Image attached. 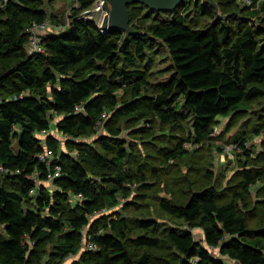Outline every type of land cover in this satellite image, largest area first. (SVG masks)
Returning a JSON list of instances; mask_svg holds the SVG:
<instances>
[{
	"label": "trees",
	"instance_id": "16d2710c",
	"mask_svg": "<svg viewBox=\"0 0 264 264\" xmlns=\"http://www.w3.org/2000/svg\"><path fill=\"white\" fill-rule=\"evenodd\" d=\"M0 1V264H66L65 258L79 251L85 237L98 248L81 252V264H225L191 231L172 229L162 237L158 223L149 218L137 219L136 226L144 231L133 234L127 218L100 223L101 219L90 216L118 204L117 194L126 195L127 186L144 178L141 166L136 173L123 169L128 150L118 139L115 114L144 119L151 113L162 122L177 123L176 96L181 95L190 132L200 141L218 116H228L264 93L258 85L264 83V42L259 38L264 32V0H259V8L244 10L242 20L213 15L202 27L191 26L182 15L144 26L131 10L137 3L129 4L130 24L143 32L127 37L119 28L101 32L94 21L77 18L92 4V0H78L71 7L69 24L59 32L49 28L42 36L44 51L35 54L27 52L26 28L32 21L49 19L42 1ZM233 1L218 4L222 9ZM197 6L210 14L204 4ZM147 30L165 43L173 67V74L156 86L153 95L142 94L144 71L135 67L148 44ZM125 85L133 98L119 101L117 92ZM138 100L144 106L140 111H136ZM54 113L59 115L54 125L71 143L70 149L59 152L56 159L60 174L50 180L53 189L40 181L31 194L36 184L28 175L36 172L45 179L54 166L37 154L45 146L58 153L59 140L50 133ZM98 127L108 131L98 137L99 149L73 141ZM263 131L264 122L257 133ZM39 132L44 134V144L36 135ZM12 139L18 144L16 152ZM183 141L167 149L166 159L185 152ZM241 178L237 197L227 201L221 202L219 191L208 185L192 189L183 203L163 200L160 205L201 227L206 243L218 247L222 255L240 264H264V232L254 233L239 209L251 185L264 179V171L244 169ZM76 194L82 197L71 205L69 195ZM54 234L58 235L54 259H44L40 242ZM163 241L176 250L177 261L154 251Z\"/></svg>",
	"mask_w": 264,
	"mask_h": 264
},
{
	"label": "rangeland",
	"instance_id": "374dc122",
	"mask_svg": "<svg viewBox=\"0 0 264 264\" xmlns=\"http://www.w3.org/2000/svg\"><path fill=\"white\" fill-rule=\"evenodd\" d=\"M41 1L42 7L47 11L48 20L57 25V28L52 29L54 32L62 30L59 25L65 27L69 24L71 7L78 5V0ZM214 1L218 5L219 12L206 0H185L181 8L172 13L157 12L156 14L139 3L133 4L131 10L137 12L139 20H136L144 23V26L158 22L162 18L170 19L182 15L191 26L202 27L213 20V15L215 17L217 15L220 19L229 15L232 21L242 20L244 10L260 7L259 0H234L221 9L218 2L223 0ZM199 4H204L210 14H203L197 6ZM144 36L148 44L143 56L137 59L135 67L144 71L142 94L153 95L157 89L156 86L165 82L173 74V67L165 43L151 35L148 30ZM259 38L264 42V32L259 33ZM120 62L124 64L122 59ZM258 85L264 90V83ZM117 96L119 101L123 99L128 101L133 98L128 85L121 87ZM182 100L181 95L176 96L180 115L177 123L162 122L151 113H148L144 119H137L136 116L127 113H117L113 116L115 125L120 128L118 139L128 150V160L123 169L136 173L141 166L144 178L142 181H134L127 186L126 195L118 193V204L103 207L91 215L90 219L98 218L102 223L111 218H127L134 234L144 231L136 226V220L150 218L158 223V229H160L158 234L163 235L162 237L172 229L182 232L191 231L197 242L206 246L214 256L224 259L225 264H240L237 260L222 255L218 247L208 245L204 240L201 227L191 225L178 215L167 213L161 208L160 203L163 200L183 203L188 199L192 189L196 190L208 185H213L219 191V199L224 202L237 197L240 191L238 183L242 179L241 174L244 169L264 171V131L257 133V129L264 122V93L260 97L247 100L244 108L235 110L228 116H218L212 123L211 132L200 141H197L194 134L190 132L189 115L181 107ZM136 104V111L144 107L139 100ZM109 113L112 114V112ZM58 118L59 115L52 114L50 133L59 140L57 149L59 153L70 149L71 143H68L66 136L56 129L54 122ZM36 135L42 139L44 144L43 132L36 133ZM102 135H108V131L104 127H98L92 132L74 138L73 141L86 142L99 149L97 140ZM182 140H184L185 152L174 159H166L167 149H171ZM242 141L244 146L241 145ZM11 147L15 152L18 150V144L14 139H12ZM70 152L76 154V150L71 149ZM50 182L44 181L49 189H53ZM7 185L11 186L8 183ZM35 191L37 192V189ZM79 200L69 195L67 202L75 205ZM239 209L245 215L247 225L253 229L254 233L264 232V179L251 185L250 192L244 194L240 200ZM0 232L3 233L1 226ZM83 232H86L85 228ZM56 236L58 235H49L40 242V252L43 253L44 259L49 257L54 259V251L57 249ZM173 249L163 241L161 248L154 251L167 256L170 254V260L177 261L178 255ZM84 250L86 249L81 244L77 253L69 254L65 258V263L81 264L80 253Z\"/></svg>",
	"mask_w": 264,
	"mask_h": 264
},
{
	"label": "built area",
	"instance_id": "2783aa9c",
	"mask_svg": "<svg viewBox=\"0 0 264 264\" xmlns=\"http://www.w3.org/2000/svg\"><path fill=\"white\" fill-rule=\"evenodd\" d=\"M1 4V1H0ZM105 9L103 8V0H92L91 6L86 9H83L82 13L77 16V18H82L83 20H91L96 23L101 32L106 29L101 27V21L105 14ZM57 28L56 24L51 23L50 20L45 19L41 22L32 21L28 27L26 28L29 33V40L27 44V52L28 54H35L44 51V47L41 43L42 36L48 31L49 28ZM64 27V25H59V28ZM59 157V153H55L54 150L50 147L45 146L38 154L37 158L43 161L45 164L53 166V170L47 173V177L45 179H40L36 172L29 174V178L32 179L36 185H34L30 189V193H36L37 185L40 181H50L52 178L58 176L60 174V165L56 162V159ZM74 197L80 198L81 194H76ZM82 245L86 250H96L98 248L97 244L92 240L83 238Z\"/></svg>",
	"mask_w": 264,
	"mask_h": 264
},
{
	"label": "water",
	"instance_id": "95a60500",
	"mask_svg": "<svg viewBox=\"0 0 264 264\" xmlns=\"http://www.w3.org/2000/svg\"><path fill=\"white\" fill-rule=\"evenodd\" d=\"M219 12L218 5L214 0H206ZM141 3L150 10L173 12L183 0H103L105 14L101 21V27L110 30L119 28L124 31L125 37L130 34L142 33V30L134 28L130 24L128 5Z\"/></svg>",
	"mask_w": 264,
	"mask_h": 264
}]
</instances>
